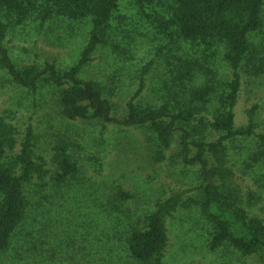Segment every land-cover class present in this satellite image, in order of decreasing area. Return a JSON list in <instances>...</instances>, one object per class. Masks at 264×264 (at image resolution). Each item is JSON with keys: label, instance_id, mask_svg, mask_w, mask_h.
Here are the masks:
<instances>
[{"label": "rangeland", "instance_id": "rangeland-1", "mask_svg": "<svg viewBox=\"0 0 264 264\" xmlns=\"http://www.w3.org/2000/svg\"><path fill=\"white\" fill-rule=\"evenodd\" d=\"M162 5L123 2L110 23V44L101 46L94 61L81 73L85 80L103 83L113 104V117L118 120L128 118V104L142 84L143 91L134 100L142 108L175 109L187 102L169 71L176 65L172 51L177 45L160 33L156 23V12L164 11ZM0 21L8 28L6 47L10 57L20 68L47 63L56 64L59 70L71 68L77 64L92 30L90 18L74 21L53 13L44 20L42 6L28 17L0 8ZM253 41L261 44L264 58V27L254 34ZM203 50L196 58L209 69L198 72L190 85L199 86L217 73L222 91L225 82L233 78L224 60V48ZM150 63L153 65L144 76L143 70ZM248 70L241 73L236 123L246 126L248 112L255 108V131L264 134V75L253 76ZM58 95L51 86L34 93L14 83L0 69V118L18 127V149L32 128L35 157H43L48 168H56L58 148L65 142L72 143L69 154L79 166V172L67 184L56 185L47 179L35 187L28 199L24 229L42 228L45 239L50 236L53 242L48 248L55 247V257L61 264L69 259L66 251L79 254V248L85 250L80 258L107 262L115 258L116 264H139L125 252L129 235L145 227L156 200L174 190H190L186 198L193 196V188L202 182L200 165L184 163L179 145L167 154L158 151L155 134L148 126L138 129L96 120L68 121L61 116ZM208 110H214L213 106ZM205 135L210 141L219 138L214 132L206 131ZM256 143L249 137L230 144L226 167L231 173L226 179V192L236 194L244 206L254 208L264 218V179L248 168ZM160 153L164 161L157 160ZM168 225L171 245L165 264H264V251L250 257L240 256L230 245L212 251V228L188 203Z\"/></svg>", "mask_w": 264, "mask_h": 264}, {"label": "trees", "instance_id": "trees-1", "mask_svg": "<svg viewBox=\"0 0 264 264\" xmlns=\"http://www.w3.org/2000/svg\"><path fill=\"white\" fill-rule=\"evenodd\" d=\"M125 1L0 0V8L19 17H28L42 6L44 20L56 13L74 21L90 18L92 23L77 64L59 70L54 63L18 67L6 47L7 25L0 21V69L14 83L34 93L46 86L54 88L59 92L61 116L68 121L96 120L138 129L148 126L155 134L158 151L167 154L179 145V157L184 163L200 165L202 182L193 188V196L186 198L190 190H174L156 200L146 216L145 227L129 235L125 252L130 260L165 264L171 245L168 221L187 203L210 224L212 251L230 245L242 257L263 252L264 218L254 208L244 206L236 194L226 192V179L231 173L226 166L230 144L253 137L257 143L248 168L264 179V134L255 131L256 109L248 112L249 122L242 127L237 126L235 111L242 89V70L249 69L253 76L264 75L261 44L253 41L254 34L264 27V0H164L163 5V0H138L164 6V11L156 12V23L160 33L177 45L172 51L176 65L169 71L187 102L175 109L142 108L134 102L143 91L142 84L128 104V118L118 120L113 117V104L103 83L85 80L81 73L94 61L101 46L110 44V23ZM213 47L224 48V60L233 72L222 91L217 73L199 86L190 85L198 72L209 69L196 57L202 49L206 53ZM152 65L144 68V76ZM211 105L214 110H208ZM206 131L219 134V138L210 141ZM18 136V127L0 118V264H61L55 257V247L48 248L53 244L51 237L45 239L44 230L38 226L26 230L24 224L28 199L35 187L47 179L56 185L67 184L79 172L77 161L69 154L72 143L65 142L58 148L56 168L50 169L43 157H35L33 129H28L20 149ZM164 157L160 153L157 160L164 161ZM84 252L82 248L79 254L66 251L69 259L62 264H116L115 258L108 262L80 258Z\"/></svg>", "mask_w": 264, "mask_h": 264}]
</instances>
